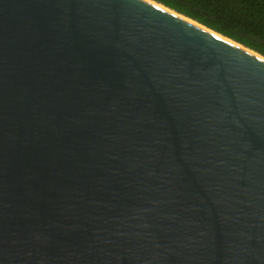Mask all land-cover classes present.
<instances>
[{
  "label": "water",
  "instance_id": "1",
  "mask_svg": "<svg viewBox=\"0 0 264 264\" xmlns=\"http://www.w3.org/2000/svg\"><path fill=\"white\" fill-rule=\"evenodd\" d=\"M151 1L0 0V264H264V57Z\"/></svg>",
  "mask_w": 264,
  "mask_h": 264
},
{
  "label": "trees",
  "instance_id": "2",
  "mask_svg": "<svg viewBox=\"0 0 264 264\" xmlns=\"http://www.w3.org/2000/svg\"><path fill=\"white\" fill-rule=\"evenodd\" d=\"M264 57V0H152Z\"/></svg>",
  "mask_w": 264,
  "mask_h": 264
},
{
  "label": "bare ground",
  "instance_id": "3",
  "mask_svg": "<svg viewBox=\"0 0 264 264\" xmlns=\"http://www.w3.org/2000/svg\"><path fill=\"white\" fill-rule=\"evenodd\" d=\"M148 1H151V0H148ZM152 3H155L157 6H159V7H161V8H163V9H165V10H168L167 8H164L162 5H160V4H158V3H156V2H153V1H151ZM169 11H171V10H169ZM188 20V19H187ZM189 22H192V23H194L195 24V22H193L192 20H188ZM197 25V24H196Z\"/></svg>",
  "mask_w": 264,
  "mask_h": 264
}]
</instances>
